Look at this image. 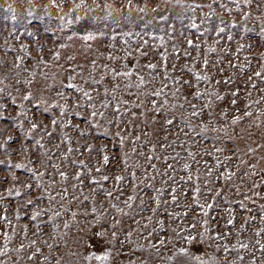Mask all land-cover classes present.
<instances>
[{"label": "rangeland", "instance_id": "rangeland-1", "mask_svg": "<svg viewBox=\"0 0 264 264\" xmlns=\"http://www.w3.org/2000/svg\"><path fill=\"white\" fill-rule=\"evenodd\" d=\"M87 3L93 8L96 3L102 7L110 5L113 17L105 20L109 8L103 7V10L89 12L80 23L64 25L57 18L69 14L70 4L61 13L51 8L50 0H0V89H3L0 91V145H3L0 161H4L0 164V215L7 213L11 220V225L0 221V228L11 236L7 242L11 250L8 258L0 259H5L6 264H57L58 261L59 264H84L82 257L89 251L100 253L106 247L101 241L94 249H89L88 238L99 231H106L110 237V226L118 220L119 237L123 239L129 230H133L132 235L123 247L116 242L113 256L105 264H130V261L134 264H141V261L146 264H186L187 258L180 255L168 260L182 246L202 255L209 264H253V260L256 264H264V251L257 244V241L264 244V232L256 235L264 229V100L260 99L264 96V83L257 81L255 89L248 86V77L260 71L264 64L259 58L264 52V38H258L260 27L264 26V0H251L250 3L239 0V6L236 0H181L184 5H201L195 13L185 11L176 0H167V3L165 0H132L135 7L130 12L128 0H87ZM9 4L14 10L11 13L4 11ZM157 5L160 8L153 12ZM209 5L218 16L210 17L211 24H200L199 30L191 28L193 18L197 23L205 19ZM140 7H145V13L135 10ZM13 15L17 20L11 18ZM161 15H168L169 20L161 21ZM220 17L226 24L235 20L241 27L229 28L217 37L211 29L219 25ZM113 19L120 21L119 28ZM148 21L152 23L144 28ZM105 24L119 33L131 31L133 35H117L114 41L110 32L92 41H84L79 36L67 39L73 31L80 35L85 30L107 31ZM169 25H173L175 31ZM244 25L253 31L245 34ZM28 32L34 35L29 36ZM229 35L233 39L229 40ZM186 39L193 40L198 47L188 45ZM144 40L148 44H144ZM61 43L67 47L60 48ZM249 43L253 45L251 49L247 47ZM209 48L216 51L210 52ZM56 52L60 53L58 60L54 55ZM160 52L168 55L167 74L162 67L155 70L147 67L150 62L160 64ZM185 52L190 55H184ZM17 57H22V62ZM204 58L210 61L207 74L213 77L211 82L195 79V72L205 71ZM16 63L20 64L18 69L14 67ZM249 63L250 69L245 67ZM184 65H190L194 71H179ZM173 66L177 71H173ZM113 69L129 71L132 75L114 76ZM68 72L71 74L69 80ZM140 76L148 83L140 85ZM169 76L189 80L192 87L183 85L173 96L172 92L179 85L169 82ZM229 78L231 82L225 83ZM29 80L31 84L26 83ZM117 84L118 88L115 87ZM164 84H168L164 95H151ZM80 89L88 92L92 99L84 97ZM236 89H239V97L233 105L231 101L236 97L230 93ZM197 90L202 93L215 91L224 99L216 100L208 95L197 98L192 94ZM29 92L31 97L24 99ZM209 100L211 107L204 108ZM250 100H260L259 104L252 103L253 116L233 124V117L243 115L245 104ZM151 101L160 107L159 112L155 111ZM117 103L120 104L119 113L114 108ZM104 104L107 107H103ZM138 104L141 106L137 107ZM191 104L196 105L197 111L203 108L201 115H191ZM92 111L103 112L104 116L91 117ZM133 112L135 116L131 114ZM223 112L227 116L222 115ZM53 119L57 121L56 126L51 124ZM168 119L173 120L172 125L166 123ZM33 121L48 125L47 130L53 135L48 137L43 129H37L28 136ZM201 125H207L208 130L203 131ZM81 131L85 135H80ZM65 133L68 139H65ZM9 136L13 139L8 140ZM121 136L124 137L123 144L120 143ZM37 140L44 148L36 144ZM22 144L27 145V152L18 151ZM86 144L94 146L96 151H86ZM69 147L73 151L69 152ZM99 150L110 158L108 165H98L102 172H96L93 167L101 161ZM125 154L128 167L121 163ZM79 160L86 161L92 168L91 173L85 171L83 183L74 178L83 167L76 163ZM17 163H28L29 166L16 168ZM186 164L189 167L186 168ZM209 169L211 176L207 175ZM61 171L67 174V179L60 177ZM41 172L44 175L38 181L36 177ZM129 172H134L135 176ZM102 174L109 177L125 175L126 179L103 181ZM229 175L231 179L227 178ZM89 176L100 181L103 188L92 184ZM28 184L32 187H26ZM194 186L201 190V204L214 205L206 217L192 204ZM173 188L178 191L182 188L187 193L186 197L181 195L179 208L170 202ZM7 189L13 190L11 196ZM64 189H67V195L61 199ZM107 191H112V197L105 196ZM130 196L135 200L127 207L124 201ZM156 198L161 202V208L153 213L150 209L157 207ZM29 200L32 204L27 203ZM113 204L123 208L124 212L116 211ZM185 204L196 209L190 211L188 217L173 220L163 211L167 208L168 212H182L186 210ZM92 208L97 211L92 212ZM229 209L236 218L235 224L226 223ZM37 212L40 215L33 221L31 217ZM73 212L77 213L75 218ZM249 217L254 219L241 227ZM197 219L208 220V236L221 232L224 238L186 245L181 236L189 232L196 235V230L204 231L202 224H196V230L187 227ZM157 220L164 221L163 231ZM65 223L69 227L65 228ZM180 225H184V231L177 236L171 230ZM153 228L156 231L150 238L152 243L161 235L171 240L161 249L159 257L145 239ZM32 240L36 244L28 247ZM45 241L53 247L49 248ZM21 243L25 248L16 252ZM240 243L248 244V248H240ZM217 244L226 245L229 251H218ZM4 246L5 236L0 233V249ZM37 247L41 252L35 260H29L28 256ZM71 252L77 255L71 256ZM91 264L101 262L94 260Z\"/></svg>", "mask_w": 264, "mask_h": 264}, {"label": "snow or ice", "instance_id": "snow-or-ice-1", "mask_svg": "<svg viewBox=\"0 0 264 264\" xmlns=\"http://www.w3.org/2000/svg\"><path fill=\"white\" fill-rule=\"evenodd\" d=\"M251 0H245V3H250ZM165 3H167V0H165ZM176 3L177 4H180L182 8H184L185 11H192L193 13H195L196 9L197 8H200L201 5H184V4H181V0H176ZM69 4L71 5L69 7V14H62L61 16H59L57 19L59 22H62V24L64 25H72L74 23H80L82 21L85 20V18L87 17L88 13L89 12H94L96 11V9H101L103 10V7H107L109 8V11L107 13V15L104 17L105 20H107L108 18L110 17H113V11L111 10V6L110 5H104L103 7L99 4V3H96L95 5V8L91 7L88 3H87V0H60V2L58 3L57 0H50V6L52 9L54 10H60L61 13H63L64 11V7H67L69 6ZM236 4L237 6H239V0H236ZM134 5L132 3V0H128V4H127V10L130 12L131 10L134 9ZM160 8V5H157L156 7H154L152 9L153 12H156L158 9ZM209 9L210 11L205 13V19L204 20H201L200 23H197L195 21V19L193 18L190 22V27L191 28H195L197 30H199L200 28V24H203V23H208V24H211V20H210V17L212 16H218V14L211 9V5H209ZM137 10L139 13H145L146 9L145 7H140V8H137L135 9ZM5 12H8V13H11L13 12V8H12V5L9 4L7 6L6 9H4ZM228 12H231V9H227ZM83 12L84 15H79V13ZM29 15L31 16L32 13L29 12ZM72 17H75V19H72ZM5 19H8L7 16L4 17ZM13 20H17V17L15 15H13L11 17ZM142 18V17H141ZM180 18V17H178ZM38 19H41L43 20L44 18L43 17H38ZM128 17H125V20H127ZM159 19L161 21H168L169 20V16L168 15H161L159 17ZM245 19L247 20L248 17L245 16ZM113 23L116 25L117 28L120 27V21L117 20V19H113ZM152 21H148L147 23H145L143 25L144 28H147L149 24H151ZM170 28H172L173 31H175V28L173 25H169ZM237 27H241L240 25H238V23L235 21V20H232L230 22V24H226L225 20L220 17L219 18V25H217L214 29H211L213 31H215V34L217 37H220L221 34L227 32L229 30V28H237ZM104 28L107 30V31H104V30H99V29H95V30H85L84 31V34L83 35H80V33L78 32H75L73 31L72 34L70 36L67 37L68 40H72L73 37H76V36H79L81 39H83L84 41H92V40H96L97 37H103V36H106L109 34V32L111 33V40H116L117 38V35H127L129 37H131L133 35V32L129 31L127 33H119L116 31L115 28H109L107 24L104 25ZM208 29H206L207 31ZM243 30L245 32V34L253 31V29H250L248 28L246 25L243 26ZM45 31H50L49 29H45ZM29 36H33L34 33L32 32H28L27 33ZM136 35H140V33H136ZM181 35H183V33H181ZM229 40L233 39V37L231 35H229L227 37ZM258 38H264V26H261L260 27V33H259V37ZM161 39V42H163V37H160ZM144 44H148V41L147 40H144L143 41ZM186 43L190 46H194V47H198V44H196L193 40L191 39H186ZM125 44H127V41H125ZM59 47L60 48H65L67 47L66 44H59ZM89 47H91V45H89ZM241 48L245 47V45H240ZM247 47L249 49H251L253 47V45L251 43H249L247 45ZM209 51L210 52H215L216 49L215 48H209ZM142 55H147V53L145 52H142L141 53ZM161 57V62L160 64H156V63H148L147 64V67L149 69H157L158 67H162L165 71V74H167L168 72V66H167V61H168V55L166 52H160L158 53ZM55 58L58 60L60 58V53L59 52H56L55 54ZM126 55H131V52H126ZM184 55H190V53H187L185 52ZM110 59H114L116 57H109ZM259 58L261 60H264V52L260 53L259 54ZM68 59H73V57H68ZM17 60L21 61L23 60L22 57H17ZM46 63V62H45ZM93 65H95V61H93ZM202 66L204 68V73H201V72H195V79L197 81H208V82H211L213 77L208 75L207 74V69L210 67V61L207 59V58H204L203 61H202ZM14 67L15 68H19L20 67V64L19 63H16L14 64ZM245 67L247 68H251V64H247L245 65ZM113 71V74L114 76H124V77H128V76H131L132 73L129 72V71H125V72H117L115 69L112 70ZM173 71H177V69L175 68V66H173ZM179 71L183 72V71H188V72H193V68L190 66V65H184V67L182 69H179ZM169 79V82L171 83H174L176 85H179V87H176V90L175 92H172V95L175 96L177 93H179L183 87V85H188L189 87H192V82L189 81V80H181L180 77H176V78H172V77H168ZM139 80H140V85H144L146 83H148V81H145L144 77L143 76H140L139 77ZM257 81H259L260 83H264V64L261 65V70L260 71H256L254 72L252 75H250L248 77V86L255 89L257 87ZM225 83H230L231 82V78H229L227 81H224ZM26 83H29L31 84L32 81L29 80V81H26ZM217 84L221 83V81H216ZM70 87H75L74 85H69ZM115 87H119V85H115ZM168 87V84H164L163 85V88H161L160 90H156V91H153L151 93V95L153 96H161V95H164V89ZM0 91H3V89H0ZM81 92H83V95L84 97H86L87 99L91 100L92 97L90 96V94L86 91H84L83 89H80ZM195 97L197 98H203L205 95H208V96H212V97H215L216 100H222L224 99L223 96H221L218 92H215V91H212L211 93H202L201 91H195L194 93H192ZM233 97H236L234 99H232L231 101V104L235 105L237 103V99L239 97V89H236L234 91H232L230 93ZM32 93L29 92L25 97L24 99H29V97H31ZM249 96H251V93H248ZM185 99L187 100V96H185ZM261 100H264V96H262L260 98ZM125 104H127V101L124 102ZM151 103L153 104L154 108H155V111L159 112L160 111V107H158L156 105V102L155 101H151ZM164 103H167V101H164ZM211 103L212 101L209 100L203 107L204 108H209L211 107ZM252 103H257L259 104L260 103V100H257V101H248L246 102L245 104V107L243 109V115H237V116H234L233 119H232V123L233 124H236L238 121H240L241 119H243L244 117H252L253 116V112L250 110L251 109V106H252ZM103 107H107V104H104L102 105ZM141 105H137V107H140ZM91 107L95 108V105H91ZM180 107H183V105H180ZM190 107L193 109L191 115L192 116H199L201 115L202 111H203V108L199 111L196 110V105L195 104H191ZM115 111L116 113H119V110H120V104L117 103L115 106ZM44 111H47V108L44 109ZM239 111V109H238ZM133 116H135V113H131ZM91 117H97L98 115L99 116H104V113L103 112H97V111H92L90 113ZM222 115L224 116H227V113L226 112H223ZM211 122V121H210ZM166 123L168 125H172L173 124V120L172 119H168L166 121ZM51 124L53 126H56L57 125V121L55 119H53L51 121ZM190 126V125H189ZM48 128V125H43L42 123H37V122H31V127L30 129H28V132H27V135L30 136L35 130L37 129H43L45 131V135H47L48 137H51L53 135V133L51 131H48L47 130ZM78 128V126H77ZM201 128L203 131H207L208 130V126L207 125H201ZM80 135H85L84 132H80ZM117 136H120V133L117 132L116 133ZM13 137L12 136H9L8 137V140H12ZM43 139V137H41V140ZM65 139H68L67 137V133H65ZM137 140H139V137H136ZM231 139V138H230ZM120 143L123 144L124 143V137L121 136L120 137ZM36 144L40 147V148H44V145L41 143L40 140H37L36 141ZM3 145H0V147H2ZM69 152L73 151L72 148H68L67 149ZM85 150L88 151L89 153L93 152V151H96V149L94 148V146L92 145H88L86 144L85 145ZM251 150V149H250ZM18 151H22V152H27L28 151V147L26 144H22L21 145V149L18 150ZM47 151V150H46ZM101 151V161H98L97 164L93 165V167L95 168V171L96 172H102V167L101 166H98V165H108L110 163V158L108 155L106 154H103V150H99ZM133 151H135V149H133ZM217 152H220L222 151V149H216ZM194 158V157H193ZM30 158H29V163H30ZM4 163V161H0V164ZM76 163H78L79 165L83 166L79 171H77L74 175V178L79 181L80 183H83V177H84V174H85V171H87L88 173H91L92 172V168H89L86 161L84 160H79L77 161ZM122 165L124 167H128V160H127V154H125V158L122 160ZM217 163H219V161H217ZM29 164L28 163H17L15 164V167L16 168H26L28 167ZM152 167H155V165H152ZM168 167L170 168L171 165H168ZM185 167H189V165H185ZM30 171H34L33 169H29ZM128 174L132 175V176H135V173L134 172H129ZM235 173H232L231 175H234ZM44 175L43 172L39 173L37 175V180L39 181V177ZM59 175L61 178L63 179H67V174L63 171L59 172ZM207 175L208 176H211L212 173H211V170L209 169V171L207 172ZM231 175H229L227 178L228 179H231ZM155 177H152V179H154ZM101 179L103 181H109L110 179L112 180H115L117 182H121V181H124L126 179V176L125 175H115V176H112V177H109L107 174H102L101 176ZM189 180L192 179L191 176H189L188 178ZM89 180L92 184L94 185H98L100 188H103V185L100 183V181H98L95 177H91L89 176ZM26 187L28 188H31L32 185L31 184H28L26 185ZM75 187V186H74ZM157 191H160L159 189H157ZM7 194L9 196H11L13 194V190L12 189H7ZM17 195H19V192L16 193ZM67 195V189H64L63 190V193L61 194V199L64 198V196ZM113 193L112 191H107L105 193V196L106 197H112ZM181 195L183 196H187V193L183 191V189L181 188L179 191L175 188L172 189V192L170 194V202L171 204H175L177 206V208L180 207V197ZM201 195V190L198 186H194L193 187V200H192V204L196 205L199 210H200V213L202 214V216L206 217L208 216V210L209 209H212L214 207V205L212 203H205V204H201L200 203V197ZM0 198H2V196H0ZM84 199H88L87 196L84 197ZM135 200V197L133 196H130L128 197L127 200L124 201V204L127 206V207H131L132 204H131V201ZM157 205L156 208H152L150 209L151 212L153 213H156L158 209L161 208V202L159 201L158 198L155 199L154 201ZM28 204H32V201L29 200L27 201ZM143 203V201L141 202ZM243 206V205H242ZM113 208L116 209V211L118 212H121L123 213L124 212V209L123 208H118L115 204L112 205ZM184 208L186 210L180 212V211H174V212H168L167 211V208H164L163 211L171 216L173 218V220H176L177 217H180V216H183V217H188L189 216V213L190 211L191 212H195L196 209L191 207V205L189 204H185L184 205ZM97 209L96 208H92V212H96ZM40 215L39 212H37L36 214L32 215L31 219L33 221L36 220V218ZM56 215H59V213L57 212ZM73 217L75 218V216L77 215V213L73 212L72 213ZM228 217L227 220H226V223L227 224H235L236 223V218L233 216L232 214V210L229 209L228 210ZM254 219V217H249L247 219H245L242 224H241V227H244V226H247L250 224V221ZM0 221H3L5 222L6 224L8 225H11V220H9L8 216H7V213H4L3 215H0ZM151 221V217H149V222ZM120 222L118 220H114V223L110 226V229H111V236L109 237L108 236V233L106 231H99V232H95L93 233L89 238L88 240L86 241V244L88 246L89 249H94L96 247V244L100 243L101 241L104 243V245L106 246L105 247V250L103 252H100V253H97L96 251H89L87 255L83 256L82 259L84 261V264H91L92 261H100L101 264H105V262L109 261L110 258L113 256V248L116 244L117 241H119L121 247H123V245L125 244V242L128 240V238L132 235V231L133 230H129L127 232L124 233V236H123V239H121L118 235V228H117V225L119 224ZM136 223L138 224L139 221H136ZM177 223H179V221H177ZM157 224L160 226V229L161 231H163V228H164V221L163 220H157ZM196 224H202L204 225V231L203 232H200L199 230H196ZM208 225V220L206 219H197L194 223H190L187 225L188 228L190 229H193V230H196V235H193L191 232L188 233V235L186 236H181V239H183L184 243L186 245H191L193 244L194 242L196 243H200V242H207L208 240H215V241H219V240H222L224 237H223V234L221 232H216L214 234V236H208V232L210 231V229L207 227ZM147 225H145L146 227ZM64 227L67 228L69 227V225L67 223L64 224ZM156 231L155 228H153L152 230H150L148 232V235L147 237H145V239H148L149 240V243H148V247L152 250L155 251L156 255L159 257L161 255V249L162 248H166L167 245L171 242L170 238L168 236H165V235H161V236H158L156 238V242L155 243H152L151 242V237L153 236V233ZM173 233H175L177 236H180V234L184 231V225H180L179 228H176V229H172L171 230ZM261 232H264V229H261L260 231H258L256 233V235H260ZM0 233H3V235L5 236V246L0 249V257H4V258H8V254L9 252L11 251L8 247H7V242L9 240H11V236L8 235V233L6 231H4L3 228H0ZM26 234V233H25ZM230 234V233H229ZM36 244V241L35 240H32L31 241V244L28 246V247H32V245H35ZM45 244L49 247V248H52L53 245L52 244H49L47 241H45ZM257 244L259 245V248L261 251H264V244H261L259 241H257ZM217 247V250H222L223 252H228L229 249L226 245H221V244H217L216 245ZM235 247V246H234ZM239 247L240 248H248V244L246 243H240L239 244ZM25 248V245L23 243L20 244L19 248L15 249L16 252H20L22 251L23 249ZM41 252V249L39 247L35 248V250L33 252H31V254L28 256V259L29 260H35L36 256H37V253H40ZM71 256H76L77 253L76 252H71L70 253ZM176 255H180V256H183V257H186L187 258V261H186V264H209V261L206 260L202 255H199V254H194L191 252L190 248L189 247H185V246H182V247H179L176 251V253H174L172 256H169L168 257V260H174ZM45 260L48 259V257H44ZM240 259H243V257H240ZM225 261L227 262V256L225 257ZM0 264H6V261L5 259H0ZM57 264H59V261L57 262ZM130 264H134V262L130 261ZM141 264H146V262L144 261H141ZM228 264H230V262H228ZM253 264H256V261L253 260Z\"/></svg>", "mask_w": 264, "mask_h": 264}, {"label": "trees", "instance_id": "trees-1", "mask_svg": "<svg viewBox=\"0 0 264 264\" xmlns=\"http://www.w3.org/2000/svg\"><path fill=\"white\" fill-rule=\"evenodd\" d=\"M68 71H69V70H68ZM67 76H68L67 78H68V80H69V79H70V76H71V74L69 75V73H68V74H67Z\"/></svg>", "mask_w": 264, "mask_h": 264}, {"label": "water", "instance_id": "water-1", "mask_svg": "<svg viewBox=\"0 0 264 264\" xmlns=\"http://www.w3.org/2000/svg\"><path fill=\"white\" fill-rule=\"evenodd\" d=\"M69 73V75H70V72H68Z\"/></svg>", "mask_w": 264, "mask_h": 264}]
</instances>
